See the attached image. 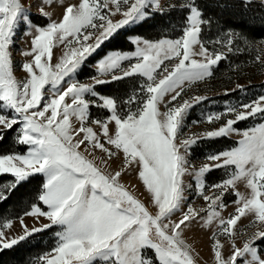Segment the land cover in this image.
<instances>
[{"label": "snow or ice", "instance_id": "obj_1", "mask_svg": "<svg viewBox=\"0 0 264 264\" xmlns=\"http://www.w3.org/2000/svg\"><path fill=\"white\" fill-rule=\"evenodd\" d=\"M257 2L264 9V0H239L245 10ZM34 4L40 17L48 18L44 9L55 6V0ZM31 6L25 8L23 0H0V140L15 131V143L26 149L0 155V174L13 178L0 189V203L34 176L43 180L29 206L15 218L20 234H10L13 219L0 216V253L56 227V244L38 257L39 264H198L184 233L196 224L205 229L215 224L210 235L214 264H264V95L207 113L203 120L219 125L212 130L187 136L183 132L189 111L208 99H183L185 85L211 78L229 53L251 49L254 42L246 30L256 18L249 22L242 14L228 28L226 40L206 43L202 34L214 23L208 13L226 8L222 0H180L167 6L161 0H65L59 5L62 17L45 25L33 21ZM177 10L181 18L173 28L179 32L176 38L132 36L134 50L101 52L126 26L153 21L163 31ZM260 24L264 26V15ZM18 26L33 37L30 50L21 53L31 58L22 64L23 80L14 77L9 51ZM57 46L63 51L53 63ZM256 47L264 53V40ZM93 56L100 57L96 74L91 83H81L79 73ZM254 62L264 65V55L257 54ZM126 78L132 80L122 95L98 91V86ZM246 90L237 84L232 91ZM92 107L103 115L93 118ZM257 117L261 122L253 127H235ZM233 134L241 136L235 146L209 152L206 163L189 167L194 146ZM96 150L102 154L99 158ZM114 157H122V167L107 171ZM218 169L225 170L226 178L206 183V175ZM133 171L146 202L121 183L122 176ZM186 176L195 180L194 194L206 206L188 202L193 185L185 183ZM238 182L246 183L248 195L236 190ZM227 195L235 197V208L224 218L220 210L228 207ZM27 217L33 218L32 227L25 223ZM242 218L256 231L245 234L239 247L235 237ZM221 237L229 241L227 257Z\"/></svg>", "mask_w": 264, "mask_h": 264}, {"label": "rangeland", "instance_id": "obj_2", "mask_svg": "<svg viewBox=\"0 0 264 264\" xmlns=\"http://www.w3.org/2000/svg\"><path fill=\"white\" fill-rule=\"evenodd\" d=\"M64 2L65 0H55V6L46 7L44 9V11L49 13V17L41 18L39 15V9L34 4V0H23V4L25 8H29V6L32 5L30 7V15L33 21L39 25H45L47 22H51L52 20L58 21L62 17V13H63V8H61L59 5ZM67 2L76 3L77 0H67ZM161 3L162 5H165L167 3V0H161ZM120 18H121L120 16L115 17V19L117 20ZM137 25H129V26H126L125 29L119 30V35H117L114 39L105 42V44L102 46L101 52L103 54H107L111 52V51L104 52V49L106 48V46H108L110 43L116 40H117L116 45L122 46L123 43H125V41H123L122 39V36ZM26 31H28L26 27L21 28L20 26H18L16 33L13 37V43L12 45H10V48H9L11 58L13 61V74L17 80H23L26 78V73L22 70V64L31 59L30 57H25L21 54L22 51L24 50H30L31 39L33 38L32 35H27ZM130 37L126 39V41L129 43H130V39H129ZM259 42L260 41L254 42L253 47L251 49H248L255 56L257 54L264 55V53H260L256 47L257 45H259ZM132 46H133L132 50H134L135 45H132ZM220 48L221 46L216 49H220ZM62 51H63L62 46H57L56 48H54L55 59L53 60V63L57 62L58 58L62 55ZM99 58H100L99 56H93V58L89 60L88 64L84 67V71H81L79 73V76H78L79 82L91 83L90 77L96 74L95 62ZM195 58L201 59L200 57H195ZM252 65H254V67H252L251 65H245V64L235 65L233 70H237V71H233V72H235L236 76L233 77V75H230V79L228 78L229 77L228 75H225L224 76L225 79H223V81H219V79H214L210 81L209 78H207L203 81H197L191 86L185 85V91L182 94L183 99H190L191 97H194L197 95L208 97L207 100L196 105L193 109L189 111L188 116L186 117V120H185L186 127L183 130L185 136L203 133L207 130H212L215 127L219 126L218 123L209 124L205 120H203V118L206 116L207 113L221 112L225 109L226 105L238 106L241 103H249L253 101L259 95H264V65H261L258 62ZM85 74H87L86 75L87 78L80 80V77L85 76ZM73 79H77V77L73 76ZM237 84L247 86V90L244 92L232 91L233 89L236 88ZM64 86L65 87L67 86L66 83ZM101 86H104V85H101ZM226 90H228L230 93L227 96L224 95ZM178 102L182 103L183 101L179 100ZM161 110L162 111L164 110L163 106H161ZM91 113H92L93 118H97L103 115L102 111L95 107L91 108ZM193 121H201V122L193 123ZM259 122L261 121L259 120L258 117L249 118L248 120L238 122L235 125V127L242 131V130H246L250 127L255 126ZM222 139H226V141L230 140L232 143L229 144L230 145L229 147L218 150L217 147H219L220 145H216L214 144V142L216 140H222ZM239 139H241L240 135L233 134L230 138H220L216 140L201 141L198 145L194 146L190 151V154L188 156V159L190 162L189 167L199 168L203 163L207 162L205 160V155L207 153L230 149L231 147L236 145V142ZM2 143H5V146L3 145L2 148L7 146L9 151L14 149L12 153H8V154L24 153L26 150L25 146H21L15 143V131H8L7 134L4 136L3 140H0V144ZM225 144H227V142ZM0 155H7V154H0ZM101 155L102 154L99 152V150H96L94 152V156L97 158H99ZM105 159H107V157H105ZM121 160H122V157L120 159H117L114 157L109 162V167L106 170L107 171L119 170L122 167ZM97 163H99V159H97ZM210 175L212 177L208 181V178ZM224 178H226L225 170L218 169V170L212 171L210 174H207L205 177V180H206V183L211 184V183L219 182ZM12 180L13 178L11 177L10 174H0V189H2L5 184L11 182ZM121 183L124 184L125 187L129 188L142 201H145V202L147 201V195L144 192L142 184L137 178L136 172L133 171V172H129L128 174L123 175L121 178ZM185 183L193 185V190H190L187 193L189 196L188 202L192 203L195 207L206 206L204 201L200 197L194 194L195 180L191 176H186ZM236 190L242 193L243 195H248L250 191L246 188L245 182H238L236 185ZM207 194L210 195L211 192L209 191ZM234 199L235 197L233 195H227L225 197V203L228 204V207L226 209L220 210L221 215L224 218H227L229 214L234 213L235 205L231 203V201H233ZM148 206L150 207V205ZM42 222L47 223L46 220H42ZM25 223L29 227H32L34 225V220L33 218L27 217L25 218ZM13 224H14V227L13 229H11L10 234L12 235L20 234L21 229L19 226V221L16 219H13ZM35 226L39 227L40 225L35 224ZM215 229H216L215 224L212 226L211 229L201 228L199 224H196L191 228V230H186L184 233V238L194 250L193 255L197 258L198 264H214V261L212 259V253L210 250L211 249L210 235H211V232ZM57 230L58 229L56 227L45 230L44 232L51 231L52 235L42 236L45 238L42 239L41 245L44 246L45 244H47L48 243L47 239L49 240L51 238V240L53 241V245H52V248H53L56 244L55 232ZM238 230L240 234L235 237V243L237 246L242 247L244 239L246 238L245 234H251L252 232L256 231V228L249 226V220L247 218H242L241 221L238 222ZM39 234L41 233H37L35 235H39ZM221 243L225 245L223 251H224V255L227 257L228 255H230L229 241L221 237ZM51 249L46 254H49ZM30 253L33 254V250ZM147 255L152 256L153 255L152 251L148 250ZM33 264H39V262L35 260Z\"/></svg>", "mask_w": 264, "mask_h": 264}, {"label": "trees", "instance_id": "obj_3", "mask_svg": "<svg viewBox=\"0 0 264 264\" xmlns=\"http://www.w3.org/2000/svg\"><path fill=\"white\" fill-rule=\"evenodd\" d=\"M179 2L180 0H167V3L163 6ZM222 2L227 4L226 8H224L222 11L220 9H213L208 13L209 15L213 16L214 23L210 30L205 28L202 34L206 43L210 39L226 40L228 28L234 26L239 21L242 14L245 15L249 22H252L253 17L256 18L254 25L246 30V35L248 38L253 42L264 40V26H261L260 24V18L262 15H264V9H261L258 2L254 3L249 10H245L240 5L239 0H222ZM180 18L181 12L179 10L172 12L171 26L164 28L163 31L161 30V27L155 24L153 21H149L148 23H140L122 36L123 41H125L122 46L116 45V40L106 46L104 52L131 51L133 46L131 43L126 41V39L130 36H140L142 38H148L152 40L161 38H176L179 35V32L173 31V28H178ZM166 23H168L167 20ZM207 46L210 48V50L213 48V46L210 44ZM239 46L244 47L243 44H240ZM219 47L220 45L215 46V48ZM254 61L255 55H253L249 50L243 51L241 53H229L228 58L219 63L218 67L214 71V75L209 78V80L211 81L214 79H219V81H223V79H225V75H228V78L230 79V75H233V77L236 76L235 72H233L237 71L233 70L235 65L245 64L254 67V65H252L256 63ZM86 75L87 74H85V76H81L80 80L86 79ZM131 80L132 78H126L123 81L106 84L104 86L98 87V91L102 95L119 96L123 94L124 89L129 86ZM90 115L92 116L91 110ZM224 142H227V144ZM231 143L232 142L230 140L226 141V139L216 140L214 142V144L220 145V148L217 147L218 150L229 147V144ZM3 145L5 146V143L0 144V154L12 153L14 150L13 149L9 151L7 146L2 148ZM211 177L212 176L210 175L208 181ZM42 180L43 178L41 176L36 175L30 180V182L24 183L12 191L7 200L3 203H0V216L15 219L17 216L22 215L29 206V203L35 197L37 189L42 184ZM44 235H52V232L46 231L39 235L32 236L26 241L16 245L13 249L5 250L4 252L0 253V264H33L35 260L38 262V257L49 252L53 245L51 238L49 240L47 239V244L44 246L41 245L42 239L45 238L42 237ZM32 250L33 254L30 253Z\"/></svg>", "mask_w": 264, "mask_h": 264}]
</instances>
